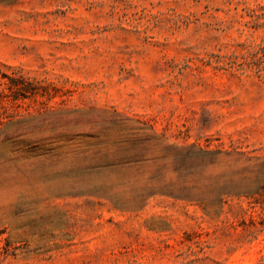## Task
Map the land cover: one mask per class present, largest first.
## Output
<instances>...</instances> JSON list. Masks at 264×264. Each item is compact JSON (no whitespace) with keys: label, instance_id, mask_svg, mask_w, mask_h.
<instances>
[{"label":"rangeland","instance_id":"obj_1","mask_svg":"<svg viewBox=\"0 0 264 264\" xmlns=\"http://www.w3.org/2000/svg\"><path fill=\"white\" fill-rule=\"evenodd\" d=\"M0 264H264V0H0Z\"/></svg>","mask_w":264,"mask_h":264}]
</instances>
